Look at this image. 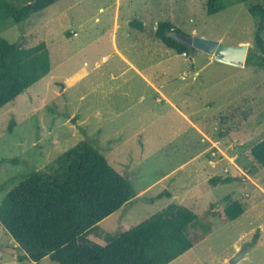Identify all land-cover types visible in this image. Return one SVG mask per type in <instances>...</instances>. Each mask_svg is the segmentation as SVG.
<instances>
[{
    "label": "rangeland",
    "instance_id": "obj_1",
    "mask_svg": "<svg viewBox=\"0 0 264 264\" xmlns=\"http://www.w3.org/2000/svg\"><path fill=\"white\" fill-rule=\"evenodd\" d=\"M226 2L210 14L207 0H56L21 22L0 18V36L25 47L45 41L52 63L49 74L0 109V201L29 172L88 141L137 193L100 221L101 230L129 229L171 203L202 214L230 195L245 212L227 222L211 217L212 232L169 264H228L238 247L250 250L237 264H264V166L250 154L264 138V69L198 49L180 54L152 34L169 21L185 34L247 41L255 50L259 18L250 8L264 0ZM129 20L144 22L145 35ZM79 71L85 74L68 85ZM162 93L211 140L205 144ZM217 175L233 180L211 184ZM165 191L171 195L150 201ZM6 246L19 247L0 223V264H59L49 256L20 260Z\"/></svg>",
    "mask_w": 264,
    "mask_h": 264
},
{
    "label": "trees",
    "instance_id": "obj_2",
    "mask_svg": "<svg viewBox=\"0 0 264 264\" xmlns=\"http://www.w3.org/2000/svg\"><path fill=\"white\" fill-rule=\"evenodd\" d=\"M55 1L0 0V18L21 22ZM227 5L226 0H207V12L216 13ZM250 11L259 18V25L256 49H249L245 64L264 69V6L254 5ZM131 25L143 27L138 20ZM174 32L185 33L169 21H161L154 35L167 47L188 54L190 46L175 39ZM51 70L45 41L25 47L0 36V109ZM15 122L10 120L9 132ZM250 154L264 166V138L251 147ZM8 160L16 162L2 159ZM232 180L217 175L209 181L218 185ZM136 194L132 181L113 167L99 148L83 141L50 167L29 172L15 185L0 201V223L25 251L18 255L20 260L40 261L49 256L59 264H169L212 232L211 217L227 222L245 211L242 201L227 195L225 205H210L202 214L171 203L129 229L101 230L100 221L133 201ZM163 195L171 194L165 191L150 201Z\"/></svg>",
    "mask_w": 264,
    "mask_h": 264
},
{
    "label": "water",
    "instance_id": "obj_3",
    "mask_svg": "<svg viewBox=\"0 0 264 264\" xmlns=\"http://www.w3.org/2000/svg\"><path fill=\"white\" fill-rule=\"evenodd\" d=\"M173 36L179 42L190 46L191 50H201L208 54L216 57V59L221 61L230 62L237 65H245L246 58L249 51L248 43H241L239 45L225 44L219 40L206 38L199 35H188L185 33L174 32ZM6 252L13 254L23 255L25 251L20 247L16 246H6L2 248ZM247 248H240L239 252L235 254L231 259L228 260L229 264H236L240 258L244 255Z\"/></svg>",
    "mask_w": 264,
    "mask_h": 264
},
{
    "label": "crops",
    "instance_id": "obj_4",
    "mask_svg": "<svg viewBox=\"0 0 264 264\" xmlns=\"http://www.w3.org/2000/svg\"><path fill=\"white\" fill-rule=\"evenodd\" d=\"M120 18V12H116V18ZM130 25H131V22H130V20L129 21H127ZM142 24H144V22L142 23ZM158 24V23H157ZM145 25V24H144ZM132 26V25H131ZM156 28H157V26L154 28V30H153V32H152V34L154 35V32H155V30H156ZM141 30H143V32H144V30H145V27L143 28H141ZM77 32H74V34H76ZM144 35H145V32H144ZM146 36L148 37V38H151V39H153V37L155 36H153V37H150V36H148L147 34H146ZM156 37V36H155ZM241 43H247V41H240V42H238V44H241ZM116 50H118V48H116ZM119 51V50H118ZM124 57V56H123ZM211 57H215V56H212L211 55ZM125 58V57H124ZM216 58V57H215ZM126 59V58H125ZM130 63V65L132 66V67H135L136 68V66L134 65V64H132L131 62H129ZM242 66V65H241ZM244 66V65H243ZM83 74H85L84 72H76V73H74L69 79H68V85H71V84H73L77 79H79V78H81L82 76H83ZM158 89V88H157ZM158 91H160L159 89H158ZM163 94V98H165L170 104H172V105H174L175 107H176V109H177V111H179V113L183 116V118H184V120L193 128V129H195L197 132H198V134L199 135H201V140L206 144V141L207 140H211L210 139V133H208L207 131H204V129L202 128V127H200L195 121H193V119L191 118V116L188 114V113H186V112H184L182 109H180L173 101H172V99H171V97L169 96V95H166V94H164V93H162ZM158 99H160V98H158ZM197 156H199V155H197ZM245 212V211H244ZM247 248V250H246V252L244 253V255L242 256V258L241 259H243V258H245V256L248 254V252H249V248L250 247H246ZM240 249V247H238V250ZM235 254H237L236 253V251H234L229 257H227L226 259H225V263H226V260L228 259V258H231V257H233ZM240 259V260H241ZM229 260V259H228ZM238 263V262H237ZM236 263V264H237ZM229 264V263H228Z\"/></svg>",
    "mask_w": 264,
    "mask_h": 264
},
{
    "label": "flooded vegetation",
    "instance_id": "obj_5",
    "mask_svg": "<svg viewBox=\"0 0 264 264\" xmlns=\"http://www.w3.org/2000/svg\"><path fill=\"white\" fill-rule=\"evenodd\" d=\"M17 255H19V254H17Z\"/></svg>",
    "mask_w": 264,
    "mask_h": 264
}]
</instances>
